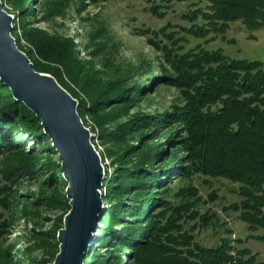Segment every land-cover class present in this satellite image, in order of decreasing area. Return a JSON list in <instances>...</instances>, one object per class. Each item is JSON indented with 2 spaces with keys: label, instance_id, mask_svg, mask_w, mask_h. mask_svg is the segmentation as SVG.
Listing matches in <instances>:
<instances>
[{
  "label": "trees",
  "instance_id": "16d2710c",
  "mask_svg": "<svg viewBox=\"0 0 264 264\" xmlns=\"http://www.w3.org/2000/svg\"><path fill=\"white\" fill-rule=\"evenodd\" d=\"M9 2L21 15L22 36L28 44L21 45V35L13 27L18 47L37 71L52 74L78 99V114L84 122L88 116L98 127L105 145L102 157L113 165V171L106 172L107 187L101 190L109 207L101 209L100 226L83 264H96L100 257L95 254V244H109L111 238L118 251H128L132 264H264L241 246V238L223 237L215 245L196 240L192 231L208 221L194 208L201 201L194 185L178 189L176 195L183 197L180 204L167 199L177 174L237 183L240 199L231 207L246 224L247 239L264 242V62L230 57L220 48L186 47L180 41H187L186 35L205 38L224 34L231 22H241L248 32L257 31L264 27V0H203L182 15L188 25L168 32L172 25L167 24L159 30L167 42L158 40L156 31L138 28L147 43L161 52L162 59L157 67L141 63L144 68H135L134 75L140 80L130 81L128 74L105 80L91 58H80L71 37L26 26L23 21L33 12L34 0ZM61 3L65 5V0ZM50 4L53 7L55 3ZM162 7L153 1L147 10L162 18L166 14ZM179 32L184 34L177 36ZM102 45L89 54L96 58ZM160 84L175 87L179 100L162 113L131 114L149 101L153 88ZM177 144L182 156L177 149L171 153L165 149ZM54 154L41 120L0 81V171L6 180L0 185V204L11 212L9 219L0 223L5 230L28 211L32 219L40 220L45 207L51 210L65 204L68 209L66 193L59 187L62 169L55 165L51 169ZM20 178L46 185L41 187V196L34 198L37 205L32 208L22 206L13 193L12 186L17 187ZM161 184L164 188L158 190ZM190 220L195 221L186 228ZM58 227L46 232L48 238L38 237L39 243L58 246ZM2 253L11 255L10 251ZM54 255L36 264H47ZM5 260L11 264L10 259ZM99 260L102 264L122 261L113 252Z\"/></svg>",
  "mask_w": 264,
  "mask_h": 264
},
{
  "label": "rangeland",
  "instance_id": "374dc122",
  "mask_svg": "<svg viewBox=\"0 0 264 264\" xmlns=\"http://www.w3.org/2000/svg\"><path fill=\"white\" fill-rule=\"evenodd\" d=\"M61 1L63 0H34L32 6L34 10L32 13H28L27 18L23 22H25L26 26H36L47 31L49 34L71 37L77 45L80 58H91L95 62L96 67L102 70L105 80H114L122 76L121 74H128V81L131 79L140 80L139 77L134 76L136 72L135 68H144V66H140L144 61L153 67H157L162 59L161 52L148 44L146 36L139 34L137 29L149 28L159 33L160 29L165 28L167 24H171L172 26L167 28L168 32L176 31L179 25H188L185 19L182 18V15L189 9L195 8V5L203 3V0H83L85 5L81 6L82 0H65V5ZM153 1L163 5L162 8L166 12L164 17L160 18L147 10ZM1 2L2 10L11 17L12 38L15 40V37L12 35V29L15 27V30L21 35V45L28 46L22 36L21 26L23 24L19 21L21 18L20 13L10 4L9 0H1ZM50 2L55 3L53 7ZM57 10H60V12L57 13ZM181 34H184V32L176 33L177 36ZM186 37L187 41L180 40L181 45H185L186 47H194L199 44L207 49L220 48L224 54L230 57L246 58L249 60L257 59L264 62V27L254 32H248L241 22H231L224 34L216 36L209 34L205 38H195L191 35H186ZM158 40L167 42L166 36L160 33L158 34ZM100 43H103L100 48L101 51L94 58L89 52L99 47ZM16 46L18 47L17 43ZM18 49L33 64L26 52L19 47ZM40 73H45L54 78L56 84L62 87L75 100L78 106V99L66 90L52 74L47 72ZM72 86L75 88L73 84ZM80 95L84 97L83 94L80 93ZM150 95L149 101L141 103L139 109H133L131 114L135 111L153 112L155 110H159L162 113L164 109H170L171 105L179 100V91L175 87L164 84L155 86L153 93ZM79 117L89 132L90 142L94 150L99 155L102 169V186L100 187V191H104L107 187L105 181L107 180L106 172L107 170L113 171V165L110 159L102 157V154L105 153V145L99 139L98 127L88 116H86L85 122L80 115ZM163 140L162 138L161 141ZM134 142L132 141L131 144H134ZM162 143H160V146ZM167 148L169 149V153L177 149L178 156H182L183 154L179 150L178 144L171 148L168 146L165 149ZM51 160V164L53 165L51 169L54 168V165L61 168V161L58 155H51ZM47 162L44 161V163ZM104 181L105 183H103ZM4 183H6V180L0 171V185ZM190 184L197 188L201 200L194 208L197 209L201 216H207L208 221L206 225H200L192 231L196 240L205 245H215L223 237L232 239L241 238L244 240L241 246L248 248L252 254L257 256L258 261L264 263V242L252 238L247 239L249 231L246 224L239 218L238 211H235L231 207L234 202L240 199L237 193L238 184L220 178L216 179L198 175L188 178L183 177L182 174H177L170 183L167 199L172 204H180L183 197L180 194L176 195V192L180 187ZM43 186L45 187L46 185L41 184L39 180L20 178L17 187L13 185L12 190H15L13 193L22 206L25 204L32 208L37 205V203L34 204V198L41 196V187ZM59 187L61 191L66 193L68 182L64 176L63 182ZM46 188L49 189L50 187ZM162 188H164V184H161L158 190ZM66 198L68 199L67 195ZM63 206L62 208L51 210L45 207L46 211H42L40 220L36 218L32 219L28 211L26 217L23 215L17 217L14 224L7 230L3 227L4 225L0 226V255L5 251H10L11 254L4 256L2 253L4 259L0 256V264H9L5 260V257L8 260L10 259L11 264H36L50 258L55 252L54 257L47 264L53 263L57 253L60 251L58 236L64 228L65 216L71 209L70 204L68 209H66L67 206L65 204ZM103 207H109L107 199L103 200ZM0 214L3 215L0 223H3L2 220H8L11 212L0 204ZM194 221L190 220L186 224V228L191 227ZM57 225L59 227L56 229L55 242L58 243V246H55L53 243L51 245H41L38 237L44 236L48 238L46 232H52V229L56 228ZM99 226L98 221L97 228ZM94 249L95 254L100 257L95 261L96 264H102V261L100 262L99 259L108 257L109 252H113L115 255L121 257L122 261L119 264H132L128 251H125L123 248L120 249L121 251H118L117 246L113 244L112 238L109 244L107 242L96 243Z\"/></svg>",
  "mask_w": 264,
  "mask_h": 264
},
{
  "label": "water",
  "instance_id": "95a60500",
  "mask_svg": "<svg viewBox=\"0 0 264 264\" xmlns=\"http://www.w3.org/2000/svg\"><path fill=\"white\" fill-rule=\"evenodd\" d=\"M10 21L0 0V81L41 120L68 182L66 195L71 209L58 236L60 251L50 264H83L103 208L100 158L75 100L54 78L34 69L12 38Z\"/></svg>",
  "mask_w": 264,
  "mask_h": 264
},
{
  "label": "bare ground",
  "instance_id": "6f19581e",
  "mask_svg": "<svg viewBox=\"0 0 264 264\" xmlns=\"http://www.w3.org/2000/svg\"><path fill=\"white\" fill-rule=\"evenodd\" d=\"M96 231V230H95ZM94 236H95V234H94Z\"/></svg>",
  "mask_w": 264,
  "mask_h": 264
}]
</instances>
